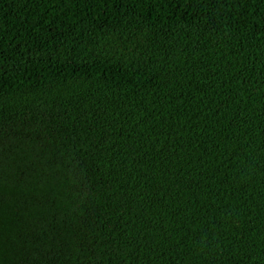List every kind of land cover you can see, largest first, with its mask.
<instances>
[{
  "label": "trees",
  "instance_id": "trees-1",
  "mask_svg": "<svg viewBox=\"0 0 264 264\" xmlns=\"http://www.w3.org/2000/svg\"><path fill=\"white\" fill-rule=\"evenodd\" d=\"M0 264H264V0H0Z\"/></svg>",
  "mask_w": 264,
  "mask_h": 264
}]
</instances>
